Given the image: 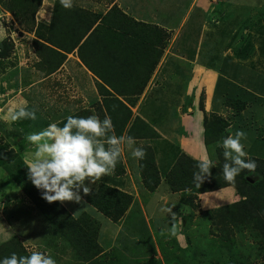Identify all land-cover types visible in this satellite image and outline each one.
Listing matches in <instances>:
<instances>
[{"label":"crops","instance_id":"obj_1","mask_svg":"<svg viewBox=\"0 0 264 264\" xmlns=\"http://www.w3.org/2000/svg\"><path fill=\"white\" fill-rule=\"evenodd\" d=\"M220 1L226 5L217 0H72V7L65 8L60 0H42L35 25L30 24L27 28L28 32H33L35 40L34 80H30L28 75L20 74L18 77L21 93L33 92L36 103H39L27 106L39 111L35 120L10 121L5 113L19 104H4L2 115L5 120L2 122L19 126L17 133L27 141L28 133L39 131L52 122L62 126L69 115L86 117L96 114L103 119L105 115L109 116L105 104H119V100L129 107L132 114L121 133L113 123L115 134L129 137V130L137 118L148 125L149 129L138 138H133L136 129L133 128V147L150 146L153 149L161 183L155 191L144 188L140 159L133 157L132 149L125 144L120 155L123 173L117 175L112 171L90 184L91 191L104 183L133 197L121 221H110L98 212L86 201L82 190L80 202L59 201L75 219L91 217L100 222L98 229L86 230L101 250L94 261L83 260L88 253L86 247L71 246L62 238L54 237L52 232L45 235L42 243L34 244L30 249L25 240H30L27 232L32 228L23 225L36 214L31 215L26 195L23 192V196L16 194L19 200L26 199L18 203L17 208L25 207L30 212L21 219L12 216L9 221H15L13 225L19 226L14 235L28 254L32 250L44 252L51 255L57 264H148L154 259L159 261L157 254H162V250L171 244V248L165 251L166 260L178 264L179 256H185L187 248V244L182 246L179 237L185 236V228L141 230L133 227L132 223L136 219L151 220L156 215L159 219L165 213L163 209L171 208L172 201L180 210L191 209L187 215L201 213L204 201H208L207 206L212 204L207 196L212 191L201 194L204 195L203 201L198 199L194 204L191 200L183 201V193L171 191L166 176L178 157L186 154L197 161L207 158L217 164V148H222V139L243 130L246 140L242 142L248 153L245 158H264V146H258V143L264 145V75L251 70V67H264V56H258L264 55L261 47L264 45V25L258 21L244 35L247 43L253 40L250 44L256 47V55L251 52L245 54L243 46L241 51L232 48L235 41L242 38L238 29L243 28V34L244 25L248 22L244 16L250 9L246 7L241 13L242 9L235 8L232 2ZM221 5L223 12L218 10ZM113 7L117 10L112 12ZM224 12L226 18L215 24L207 19L209 14ZM234 13H239L238 17ZM95 15L102 18L90 26ZM202 16H205L208 26L203 22L204 27L199 29L196 18ZM189 26L190 34L184 36ZM209 26L212 30L208 32ZM221 29L232 30L227 37L231 44L223 47L224 59L218 66L219 53L213 58L210 56L214 54L211 47ZM192 30L196 37L194 44L189 38ZM21 32L28 34L24 30ZM76 41L77 47L71 51ZM205 44L210 45L206 51L203 49ZM20 68L19 73L31 74ZM23 78H29L28 85ZM258 82L260 91L256 87ZM46 93L50 97L47 100ZM212 115L222 117L229 126L217 142L207 144L205 119ZM35 124L38 127L29 128ZM34 150L30 146L22 152L25 162ZM85 183L90 182L86 180ZM11 207L16 208L14 205ZM18 213L24 211L20 209ZM149 237L154 240L146 246L144 240ZM89 249L95 251L97 247L91 245ZM143 250L147 257H140Z\"/></svg>","mask_w":264,"mask_h":264},{"label":"rangeland","instance_id":"obj_2","mask_svg":"<svg viewBox=\"0 0 264 264\" xmlns=\"http://www.w3.org/2000/svg\"><path fill=\"white\" fill-rule=\"evenodd\" d=\"M222 5L224 2L217 0ZM235 4V8H241L244 13V9L247 7L249 10L248 15L245 14L244 19H247L248 22L245 23L242 34V29L239 28V33H241V40H236L232 45V48H236V50L241 51L244 47V52H251V54L256 55V47L250 44L253 40H249L248 43L244 37L245 32L249 29L253 24L260 21L262 25H264V0H228ZM37 0H0V47L2 46V42L4 40H9V42L13 45L12 54L9 58L0 60V152H8L11 148H14L18 152V146L15 144L17 139L16 133L19 131V126L14 125H6L2 122L5 120L4 115V104H21L26 102L27 104H39L36 103V98L34 93H29L27 91H20L19 89V75L23 76L28 75L30 80H34L33 72L35 71V63L37 58L35 57V40L33 32H28L27 29V20L30 19V13L33 9V6L36 4ZM42 3V2H41ZM218 3V4H219ZM7 5L11 7L21 10L23 9V17L19 11L15 14V12H10L7 9ZM219 6V12L224 11V7ZM211 9V7H210ZM117 10V8H115ZM221 10V11H220ZM238 10V9H236ZM114 10H112L113 12ZM227 11V10H226ZM234 11V10H233ZM235 12V11H234ZM29 13V14H28ZM37 13V11H36ZM21 14V19H20ZM236 17L239 13H234ZM207 16L208 21L214 24L219 22L221 19L226 18V13H218L216 15ZM36 17V14H35ZM199 20V29L201 26L204 27L207 20L205 16L196 18ZM214 19V20H213ZM36 23V18H35ZM34 23V25H35ZM208 26V25H207ZM219 27V26H218ZM190 26L186 29L184 36L190 34ZM221 26L219 27V29ZM27 31L28 34H24L21 32ZM212 30V27L209 26V31ZM198 31V30H197ZM232 30L226 31L225 29L219 30V34L214 42L212 49V54L210 57L213 58L219 53L218 66H221L223 62V47L230 46V41L227 39L229 33ZM264 31V29H263ZM238 35V36H241ZM215 36V34L213 35ZM264 37V36H263ZM193 42H196V37L194 35V31L189 37ZM227 40V42L225 41ZM245 41V44H241ZM224 43V46H223ZM249 44V45H246ZM194 44V43H193ZM243 46V47H241ZM136 47V45H135ZM264 49V45L261 46ZM207 48H210L208 44L204 45L203 49L206 51ZM217 48V49H216ZM230 49V48H229ZM259 57H263L264 55ZM253 57V56H252ZM215 61V60H214ZM21 67V68H20ZM18 68L21 71L28 70L31 74L19 73ZM253 72H258L264 75V67H251ZM28 78V79H29ZM23 78L25 85L29 84V80ZM32 83V82H31ZM34 83V82H33ZM32 83V84H33ZM257 89H260V82L256 86ZM252 88V86L250 87ZM264 93V87L262 88ZM260 91V90H259ZM47 94H45V100H47ZM64 96V94L62 95ZM264 102V99L262 100ZM10 102V103H9ZM157 107V106H156ZM159 108V107H157ZM31 109V108H30ZM36 113H38V108H33ZM7 110V109H6ZM161 111V108H160ZM8 111L5 113L7 115ZM66 113V112H65ZM37 115V114H36ZM17 120L16 122L21 121ZM19 125V124H18ZM38 127L37 124L30 125L29 128ZM196 139H199L196 135ZM263 147L262 143H258V146ZM121 159V158H120ZM251 160L252 157L247 158ZM255 180L258 178L255 175H251ZM18 185L15 181H13L6 173V170L3 166H0V244L11 237H14L19 229V226H15V221H9L11 217L14 218H24L27 211L25 207L17 208L18 203L22 201H26L25 197L22 200H19V196L16 195L20 193V196L23 191L19 189ZM24 193V192H23ZM25 194V193H24ZM26 195V194H25ZM184 200H191L194 204V201H198L201 199L203 201V196L201 194H195L192 191H188L183 193L182 195ZM209 196V200L212 202L211 205L207 206L208 201H204L201 206L202 212L199 214L190 213L191 209L186 208L185 210H180L178 207L174 206V202L171 204V212L168 213L165 211L164 214L160 215L161 217L157 219L158 215L153 217L151 220H134L133 227L144 230H164V229H178L185 228L186 234L185 236H179L181 239L182 246H186L187 248L184 251V255L179 256L178 262L180 264H264V241L258 238L259 232L253 225H249L245 227V225L239 227L237 225H228L226 228L222 225H217L216 221L214 223L211 218V214H214L216 210L219 208L232 204L234 201H239L241 199L240 192L235 186H229V188H224L216 191H212ZM234 196V197H232ZM27 197V196H26ZM216 198V200H214ZM29 206L31 207V215L36 214L34 217L28 218L27 224L23 225V227L32 228V230L28 233V237L30 240H25V244L28 245L30 249L33 248L34 244L42 243L44 241L45 235L50 233L49 226L46 223L45 219L41 212L35 207V205L31 202V200L27 197ZM11 205L16 206V208H12ZM208 207V208H207ZM170 208V207H168ZM22 209L24 213L19 214L18 211ZM176 217H181L179 220ZM176 218V219H175ZM150 221V222H149ZM21 221L19 220L18 224ZM120 228L119 226H116ZM240 228V229H239ZM98 229V228H97ZM25 231V230H24ZM162 239V238H157ZM166 239V238H165ZM151 240H154L152 237L144 240V244L146 246L150 245ZM171 239L169 238V241ZM176 240V239H175ZM160 246V245H159ZM171 244L168 245V248H164L162 250V254L157 257L160 259L158 262L160 264H174V262H169L166 260L165 251L170 249ZM150 247V246H149ZM160 248H162L160 246ZM33 251V250H32ZM130 252V250H128ZM154 251V248H153ZM155 252V251H154ZM182 254V253H181ZM140 257H147L145 251L139 254ZM151 259V258H149ZM148 259V260H149ZM150 261V260H149ZM150 262H148L149 264ZM178 263V264H179ZM129 264V263H124Z\"/></svg>","mask_w":264,"mask_h":264},{"label":"trees","instance_id":"obj_3","mask_svg":"<svg viewBox=\"0 0 264 264\" xmlns=\"http://www.w3.org/2000/svg\"><path fill=\"white\" fill-rule=\"evenodd\" d=\"M41 2L42 0H37L36 4L33 6L30 13V19L26 22L27 28L30 24L34 25L35 14L41 5ZM27 6H29V0ZM6 7L10 12H15V14L23 10L17 9L16 12L15 7L9 5ZM115 8L116 7H113L111 10H115ZM76 11L79 10L77 9ZM20 13L23 17V11ZM82 13L85 12L82 11ZM85 14L88 13L86 12ZM101 18L102 17L99 15H95L94 21L90 23V26ZM127 35L128 34H125L124 36L127 37ZM77 42L78 41L71 46V51L77 47V45H75ZM85 44L81 45L79 50H81L82 46ZM12 48L13 45L9 40H4L0 47V60L9 58L12 54ZM46 48L59 54L57 51L47 46ZM108 93L111 95L110 92ZM117 102H119V104H105V108L109 112L112 122L121 133L130 119L132 111L126 104H123L119 100H117ZM228 126L229 122L220 116L212 115L211 117L206 118L204 130L206 143L217 142ZM133 128H136L134 130V137ZM148 129V125L137 118L133 126L130 128L128 135L133 138H138V136L141 137L142 133ZM16 135L18 136V140L15 144L18 146V152L14 150V148H11L8 152H0V166L5 168L7 175L16 182L18 187H20L19 189L26 194L35 207L41 212L50 228L49 230L53 233V236L62 238L65 243L71 246H77L80 248L83 246L86 247L88 253L84 255L83 260L94 261L93 259L99 255L101 250L98 247V244L94 242L93 237L89 236L86 230H95L96 228H99L101 225L100 222L91 217H87L83 220L75 219L59 201L49 203L42 198L41 192L28 179L26 162L22 157V152L30 147L29 142L21 139L19 133H16ZM153 137H156V134H153ZM142 147L145 149V155L143 159H140V172L143 186L148 191H155L161 183L160 171L156 164L153 149L150 146ZM223 151L224 150L221 147L217 148L219 162L214 164L210 174L203 179L201 184L194 181L193 178V173L198 170L196 164L199 161L194 160L186 154H181L171 170L167 173V183L172 192L186 193L192 191L195 194H203L229 186H235L240 192L241 199L219 208L214 214H211V218L214 223L216 221L217 225H222L225 228L231 224L237 226L240 225L239 227L242 225H245V227L253 225L259 232L257 237L264 241V158L252 157L251 160L256 163L255 170L250 171L248 169H243L233 183L226 181L223 176L222 169L225 163ZM245 159L248 160L247 158ZM121 163L119 157L115 169L113 170L117 175L123 173ZM251 175H255L258 179L255 180ZM85 198L93 208L107 217L110 221L116 223L123 219L133 201L131 195L104 183H100L96 190H92L86 194ZM91 245H95L97 250L91 251L89 249ZM13 252L18 255H30L17 236L0 244V258L10 256ZM149 264H159V262L154 259L153 262Z\"/></svg>","mask_w":264,"mask_h":264},{"label":"clouds","instance_id":"obj_4","mask_svg":"<svg viewBox=\"0 0 264 264\" xmlns=\"http://www.w3.org/2000/svg\"><path fill=\"white\" fill-rule=\"evenodd\" d=\"M65 8L72 7V0H60ZM7 117L10 121L20 119H36V111L30 109L26 102L9 109ZM246 133L237 130L222 139L223 176L228 182L243 169L254 171L256 163L246 160ZM29 145L34 147L30 158L26 161L27 176L31 183L41 192L47 202L75 201L80 202L81 190L84 194L91 191L90 184L115 169L122 146L127 144L132 149L133 157L143 159L145 149L133 147L134 139L129 136H117L110 116L101 119L98 115H69L62 126L52 122L47 127L27 134ZM214 161L202 159L196 164L198 169L193 173L194 181L201 184L210 174ZM88 180L90 183L86 184ZM170 213L171 208L163 209ZM0 264H57L56 260L41 251H32L30 255H18L0 258Z\"/></svg>","mask_w":264,"mask_h":264}]
</instances>
